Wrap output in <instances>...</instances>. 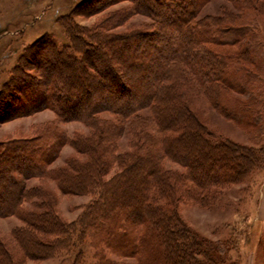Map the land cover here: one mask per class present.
<instances>
[{
	"label": "trees",
	"instance_id": "16d2710c",
	"mask_svg": "<svg viewBox=\"0 0 264 264\" xmlns=\"http://www.w3.org/2000/svg\"><path fill=\"white\" fill-rule=\"evenodd\" d=\"M207 1L167 0L166 7L175 12L167 18L163 8L148 9L146 0H136L138 11L156 20L153 29L111 38H106L109 35L104 30L89 32L100 40L108 39L107 43L121 44L122 49L135 46L126 62L140 61L146 69H153L150 80L136 88L122 80L120 70L111 66L109 59L99 62L113 76L100 78L93 60L84 59L97 49L104 54L99 50L101 43L72 27L68 15L61 17V24L70 43L59 46L56 37L46 34L26 49L21 59L35 57L40 63L46 53L67 54L78 61L89 83H100L101 79L114 96L121 94L128 100L91 98L82 107L84 111L75 115L92 130L69 142L85 160L68 159L64 166L49 167L69 141L56 129L48 135L37 133L0 142V155L18 165L14 169L0 167V182L4 184H0L4 196L0 214H16L24 222L13 229L9 242L0 239V264L44 260L90 231L120 256L134 258L135 262L125 264H225V241H214L189 225L179 203L186 198L208 205L232 184L242 183L255 170H264V143L256 144L264 135V106L259 100L264 85V0H228L231 8L225 6L217 15L196 20V13ZM75 34L82 52L77 51ZM160 42H170V52L157 53ZM65 67L69 74H56L71 80L76 68ZM23 70L20 63L13 67L11 81L16 93L11 94L17 98V92L24 89L22 83L29 84L34 88L31 94H38L37 102L46 103L49 95H44L42 86L30 76L24 77ZM198 100L210 103L245 128L250 142L222 137L212 130L200 115L205 105H196ZM57 102L54 107L64 116L59 98ZM38 109L33 106L27 112ZM104 111L114 118L101 117ZM126 129L129 141L124 148L118 136ZM32 178L54 179L65 193H92L93 198L76 223H67L51 210L40 185L29 186L27 181ZM25 203L31 204L29 211ZM78 256L74 264H78ZM102 259L101 264H109Z\"/></svg>",
	"mask_w": 264,
	"mask_h": 264
},
{
	"label": "rangeland",
	"instance_id": "374dc122",
	"mask_svg": "<svg viewBox=\"0 0 264 264\" xmlns=\"http://www.w3.org/2000/svg\"><path fill=\"white\" fill-rule=\"evenodd\" d=\"M135 2L136 0H0V142L18 140L37 133L48 135L53 129H56L63 131L64 136L66 135L69 141L61 147L59 157L50 163L49 167L64 166L68 159L85 160L86 156L79 153L69 142H71L70 139L78 137V135L91 134L92 130L84 121L78 120L75 115L78 116V112L84 111L82 107L91 98L101 97L100 100L104 102L108 100L125 102V98H127L121 94L114 96L115 92L108 85L102 83L101 79L109 80L113 73L111 75L108 67L106 69L100 65L99 60L109 59L111 66L114 65L120 70L122 80L131 87L142 86L143 82L150 80L149 74L152 67L146 69V65L139 63L140 61L126 62V57L133 53L135 47L133 44L122 49L121 44L107 43L109 42L108 39L103 41L98 37L96 38L97 35L93 36L89 33L94 32L95 29H100L109 35L106 38H111V35L115 34L125 35L153 29L156 20L147 13L139 12L134 6ZM146 2L148 9L163 8L168 14L167 18L175 14L170 7H166L167 0H146ZM231 5L232 3L228 0H208L200 7L195 19H201L208 14L217 15L222 8L225 6L231 8ZM65 15H68L66 16L68 22L73 23L72 27L75 26L79 30L86 31L87 38L97 41L96 43H101L102 46L99 50H102L104 54L98 53L97 49L96 52L91 53L89 59H84L85 61L93 60L92 62L96 64L97 67H95L101 74L100 83H89L90 80L79 68L78 61L74 62L67 54L48 55L46 53L45 56H41V63L35 57L21 59L26 49L46 34L56 37L59 46L70 43L69 34L61 24V17ZM163 32H165L163 35L165 37L168 30ZM75 36L77 42L75 45L78 47V34ZM168 43L170 42H160L155 51L160 54L170 52V44ZM141 44L140 41L137 46ZM77 51L82 52L80 49ZM36 53L34 52V54ZM114 59H119L121 63L118 65ZM19 63L20 67L24 69V77L30 76L32 81L38 82L42 86L44 95H49L46 103H40V105L37 102L35 98L38 94H31L34 88L29 87V84L22 83L24 89L22 88V91L20 88L21 91L17 92V98H15L16 94H11V92L16 93L14 81H11V71ZM65 64L67 67L75 66L76 68L72 79H69L70 81L66 78L61 79L56 74L57 72H60L59 75L61 76L64 73L69 74ZM47 65L50 69L46 68ZM87 65L92 66L91 63H87ZM8 81L10 82L9 85L7 84ZM28 82L30 83L29 80ZM110 83L114 84L112 81ZM6 85L13 87L12 91L9 90V95L7 93L10 87L7 88ZM95 86L99 88L96 89ZM35 88L39 93L38 87L35 86ZM56 88L62 91L54 93ZM58 98L62 104L59 106L60 111H63L64 116H60L61 114L56 111L55 107L59 105ZM259 100L264 106V85L261 94H259ZM75 102L77 103L75 104ZM198 103L205 105L200 115L217 134L239 142H250L245 128L222 115L210 103L206 104L201 100H198L196 105ZM27 105L30 107L29 109L33 106L39 107V109L27 112L29 110ZM100 115L104 119L114 118V115L106 111ZM118 139L119 144L127 148L129 141L127 129L124 130L122 136H118ZM258 143H264V135L256 142V144ZM7 161L8 159L4 155H0V167L2 169L18 167L14 162ZM170 164L167 162L168 166ZM172 166L178 165L172 164ZM11 169H8L9 174H13ZM113 171L115 169L110 171L106 177H110ZM15 173L23 177L18 172ZM27 183L29 186L40 185L44 195L47 193L45 199H48L51 210L67 223H76L93 198L92 193H65L54 179H42L40 181L37 178H32ZM2 193H0V201L4 198ZM41 199H44V196ZM24 208L29 211V208L32 207L31 204L25 203ZM179 211L184 220L202 235L214 241H225L226 251L223 253L225 264H264V170H255L242 183L232 184L223 191L219 199L208 205L183 198L179 203ZM23 224V220L16 214H0V239L9 242L13 229ZM73 239H75V235ZM78 253L81 255L78 256ZM77 256L78 264H101L102 258L109 264H113V262L114 264L135 262L134 258L120 256L116 251L106 247L105 242H99L95 234L90 231L82 240L79 239L74 245L61 250L54 256L44 260L28 259L26 263L74 264Z\"/></svg>",
	"mask_w": 264,
	"mask_h": 264
}]
</instances>
